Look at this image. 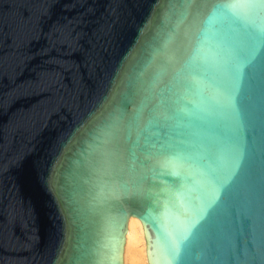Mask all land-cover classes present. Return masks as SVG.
Wrapping results in <instances>:
<instances>
[{
    "label": "water",
    "instance_id": "1",
    "mask_svg": "<svg viewBox=\"0 0 264 264\" xmlns=\"http://www.w3.org/2000/svg\"><path fill=\"white\" fill-rule=\"evenodd\" d=\"M264 264V0H0V264Z\"/></svg>",
    "mask_w": 264,
    "mask_h": 264
},
{
    "label": "bare ground",
    "instance_id": "2",
    "mask_svg": "<svg viewBox=\"0 0 264 264\" xmlns=\"http://www.w3.org/2000/svg\"><path fill=\"white\" fill-rule=\"evenodd\" d=\"M123 264H146L143 230L135 218H130L127 225Z\"/></svg>",
    "mask_w": 264,
    "mask_h": 264
}]
</instances>
